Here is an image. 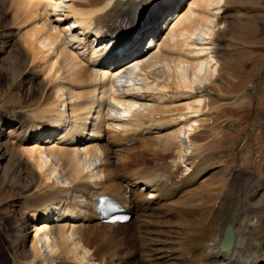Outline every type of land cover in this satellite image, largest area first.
I'll return each mask as SVG.
<instances>
[{
  "label": "bare ground",
  "instance_id": "obj_1",
  "mask_svg": "<svg viewBox=\"0 0 264 264\" xmlns=\"http://www.w3.org/2000/svg\"><path fill=\"white\" fill-rule=\"evenodd\" d=\"M4 1L14 10V20L19 24L17 36L44 82L37 107L11 118L0 113V142H9L0 145V157L9 155L7 145L19 148L41 179L40 187L28 197L33 205L28 225L34 228V236L30 238L26 264H37L43 258V248L52 255L54 264H99L91 258L103 256L104 249L111 250L123 241L118 228L129 225L102 223L97 212L99 198L110 197L138 215L142 241L146 240L154 233L155 224L150 218L155 205L169 199L174 186L169 179L179 176V138L184 126L191 143L195 142L193 132L219 113V107L211 109V99L207 103L202 96L193 95L199 77H217L219 71L211 65L215 59L204 60L206 48L190 49L199 29L211 31L206 13L215 0L190 1L184 11L176 13L175 18L173 15L161 34L158 22L183 0H68L67 5H63L64 0ZM60 12L65 13L64 22H71L81 31L82 38L73 29L61 28L65 24L60 21L54 25L51 18ZM150 31L154 33L151 44L141 49ZM103 35L114 37L98 41ZM92 37L95 39L91 42ZM162 66L166 71L160 78L157 70ZM127 73L141 82L137 89L127 88L123 95L118 94L110 81ZM112 104L120 107L119 116L105 113L113 109ZM106 136L107 150L100 144ZM131 142H138L143 153L158 156L166 163L154 172L138 170L130 177L121 175L125 171L121 167L129 161H121L116 155ZM100 153L105 159L97 165ZM203 170L192 171L183 185L200 179ZM58 175L62 181L56 182ZM230 180L224 184H231ZM251 182L257 185L254 196L259 191L264 195V180L250 174L237 173L231 188L241 189ZM143 190H149L150 197ZM233 195L230 190L212 206L216 213L185 242L179 264H264L263 213H258L263 209L254 210L249 202L252 198L240 202ZM56 207L59 213L55 216ZM94 221L109 234L99 237L100 244L92 247L89 226ZM13 226L12 243L17 248L25 235L18 223ZM228 226L233 231V247L222 250ZM63 256L67 261L56 262Z\"/></svg>",
  "mask_w": 264,
  "mask_h": 264
},
{
  "label": "rangeland",
  "instance_id": "obj_2",
  "mask_svg": "<svg viewBox=\"0 0 264 264\" xmlns=\"http://www.w3.org/2000/svg\"><path fill=\"white\" fill-rule=\"evenodd\" d=\"M190 1L192 0H183L179 7L171 8L164 14L157 24V28L162 29L159 34L164 32L173 15L175 18L176 13L184 11ZM214 2L206 13L211 21L208 24L211 31H207L206 27L199 29L193 37L194 45L190 49L206 48L208 52L204 54V60L215 59L218 62L211 63L214 69L219 71L217 77H199L194 85L193 95L195 98L202 96L207 103L211 99V109L219 107V113L206 122L208 125L193 132L195 142L191 143V135L187 132V126H184L179 138V176L173 180L169 179L172 182L170 184L174 183V186L171 185L169 199L155 205L154 216L150 218L155 224L154 233L142 241L139 216L132 214L131 221L127 223L129 225L118 228L117 233L120 234L119 237H124L123 241L111 250L106 251L104 247V255L91 258V262L179 264L180 260H183L185 242L196 234L194 230L213 218L216 212H212V206L223 200L230 190L233 196L237 197V201L244 202L246 197L247 200L252 198V201H249L252 203L251 207L254 210L257 207L262 208L263 212L258 213H263L264 217L263 192L259 191V194L254 196L257 194L256 182L237 190L231 188L237 173L250 174L264 180V0ZM67 4L68 0H64L63 5ZM13 12L9 2L0 0V113L7 117L37 107L42 94L40 87L44 84L31 54L17 36L19 24L15 22ZM64 14L60 12L57 14L59 16L51 18L54 25H59L57 22L60 21L65 24V27L61 28L73 29L75 34L82 38L79 29H75L71 22H64ZM151 34L152 31L147 33ZM94 39L95 37H92L91 42ZM143 48L142 42L141 49ZM97 50L99 51L100 47ZM76 51L80 55L83 54L81 50ZM163 71H166L163 66L157 70L160 78ZM140 82L135 76L127 73L115 80L111 79L110 84H114L116 89L118 88V94L123 95L127 88L137 89ZM203 87H206L204 91L197 90ZM222 94L225 97H222ZM112 106L113 109H106L105 113L113 117L119 116L120 107L114 104ZM6 129L9 131L11 128ZM108 138L109 136H106L100 142L105 150ZM5 142L1 141L0 145ZM137 143L131 142L117 152V158L129 161L121 167L122 171L125 170L121 175L130 177L138 170L154 172V169L162 168L161 165L166 163L158 156L143 153ZM7 150L9 155L0 157V264H26L29 261L27 253L30 250V238L34 236V228L28 225L33 210L28 197L40 187L41 179L19 148L13 149L7 145ZM104 159L105 155L100 153L97 165L103 164ZM110 161L113 163L114 159ZM85 163L89 164L90 160L85 159ZM198 170L204 171L201 177H198L200 179L192 180L184 186L183 181ZM119 177L117 176L118 179ZM229 179L232 180L231 184H224ZM54 180L62 181V178L58 175ZM165 182L166 180L163 183ZM179 185L183 187L179 188ZM143 193L150 197L149 190H143ZM218 205L219 203L215 205L216 209ZM53 210L55 216L58 215V207ZM184 212L187 215H184ZM40 222L41 220L38 224ZM13 223H18L23 229L22 235H25L19 240L17 248H14L12 243ZM97 223L98 221H94L88 225L91 229L92 247L100 244L99 237L109 234L107 229L97 227ZM253 249L256 250L255 247ZM42 253L43 258L37 264H54L52 255L48 254L46 248H43ZM64 261H67L65 256L59 257L56 262ZM84 264H90V261Z\"/></svg>",
  "mask_w": 264,
  "mask_h": 264
},
{
  "label": "water",
  "instance_id": "obj_3",
  "mask_svg": "<svg viewBox=\"0 0 264 264\" xmlns=\"http://www.w3.org/2000/svg\"><path fill=\"white\" fill-rule=\"evenodd\" d=\"M262 224L264 226V218L262 220ZM220 247L222 250H228V249L233 247V231H232L230 226H228V228L226 229L225 237H224V240L222 241ZM237 247L241 248L242 245L238 243ZM256 249H258V248L256 247ZM263 249H264V245H263Z\"/></svg>",
  "mask_w": 264,
  "mask_h": 264
}]
</instances>
